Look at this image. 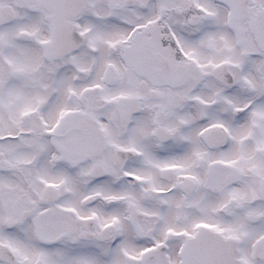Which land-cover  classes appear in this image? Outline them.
<instances>
[{
  "label": "snow or ice",
  "instance_id": "obj_1",
  "mask_svg": "<svg viewBox=\"0 0 264 264\" xmlns=\"http://www.w3.org/2000/svg\"><path fill=\"white\" fill-rule=\"evenodd\" d=\"M0 264H264V0H0Z\"/></svg>",
  "mask_w": 264,
  "mask_h": 264
}]
</instances>
